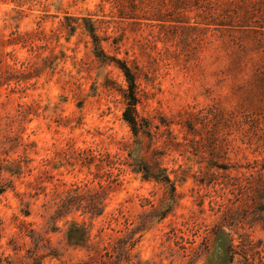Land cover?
<instances>
[{"label":"rangeland","instance_id":"obj_1","mask_svg":"<svg viewBox=\"0 0 264 264\" xmlns=\"http://www.w3.org/2000/svg\"><path fill=\"white\" fill-rule=\"evenodd\" d=\"M0 264H264V0H0Z\"/></svg>","mask_w":264,"mask_h":264},{"label":"trees","instance_id":"obj_2","mask_svg":"<svg viewBox=\"0 0 264 264\" xmlns=\"http://www.w3.org/2000/svg\"><path fill=\"white\" fill-rule=\"evenodd\" d=\"M122 68H123L126 76L128 77L129 81H130V85H132L133 84V78L131 77L129 70L125 66H122ZM126 120L130 123H133V120L131 118H128L127 116H126Z\"/></svg>","mask_w":264,"mask_h":264},{"label":"water","instance_id":"obj_3","mask_svg":"<svg viewBox=\"0 0 264 264\" xmlns=\"http://www.w3.org/2000/svg\"><path fill=\"white\" fill-rule=\"evenodd\" d=\"M216 251H218V248H217V250Z\"/></svg>","mask_w":264,"mask_h":264}]
</instances>
